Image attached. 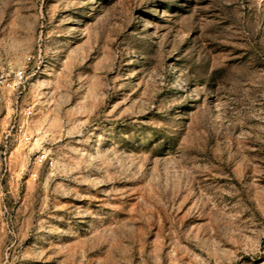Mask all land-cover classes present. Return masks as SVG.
Masks as SVG:
<instances>
[{
  "label": "rangeland",
  "instance_id": "374dc122",
  "mask_svg": "<svg viewBox=\"0 0 264 264\" xmlns=\"http://www.w3.org/2000/svg\"><path fill=\"white\" fill-rule=\"evenodd\" d=\"M0 264H264V0H0Z\"/></svg>",
  "mask_w": 264,
  "mask_h": 264
},
{
  "label": "built area",
  "instance_id": "2783aa9c",
  "mask_svg": "<svg viewBox=\"0 0 264 264\" xmlns=\"http://www.w3.org/2000/svg\"><path fill=\"white\" fill-rule=\"evenodd\" d=\"M16 75H17V77L19 79H22L23 78V75H22V72L21 71H19ZM24 140L27 142L29 140V138L28 137H24Z\"/></svg>",
  "mask_w": 264,
  "mask_h": 264
}]
</instances>
